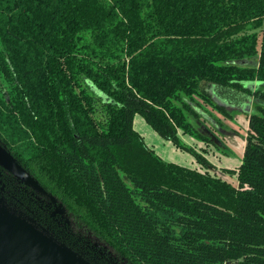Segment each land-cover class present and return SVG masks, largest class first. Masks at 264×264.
<instances>
[{
  "label": "trees",
  "instance_id": "1",
  "mask_svg": "<svg viewBox=\"0 0 264 264\" xmlns=\"http://www.w3.org/2000/svg\"><path fill=\"white\" fill-rule=\"evenodd\" d=\"M255 81L264 0H0V143L48 193L18 178L30 188L15 197L95 264H264ZM215 94L255 101L242 162L227 170L238 185L163 160L134 128L140 114L207 166L180 133L228 153L202 121L199 99L233 117Z\"/></svg>",
  "mask_w": 264,
  "mask_h": 264
},
{
  "label": "water",
  "instance_id": "2",
  "mask_svg": "<svg viewBox=\"0 0 264 264\" xmlns=\"http://www.w3.org/2000/svg\"><path fill=\"white\" fill-rule=\"evenodd\" d=\"M245 62L247 63V60L242 61ZM249 84L256 86L263 85L264 82L255 81ZM0 148L3 151V154H0L2 164L21 180L48 194L10 153L1 145ZM0 205L13 217L19 219L12 221L7 218L9 222L0 214V264H95L6 198L0 199Z\"/></svg>",
  "mask_w": 264,
  "mask_h": 264
},
{
  "label": "crops",
  "instance_id": "3",
  "mask_svg": "<svg viewBox=\"0 0 264 264\" xmlns=\"http://www.w3.org/2000/svg\"><path fill=\"white\" fill-rule=\"evenodd\" d=\"M255 87V86H254ZM216 100L222 104H224L229 110H236L237 112H248L247 115V130L243 129L236 123H233L232 120L225 118L217 109H215L211 104L204 102L202 99L200 101V110L202 115V121L204 122V129L206 133H208L214 140L219 142L220 140L224 142V144L232 148L233 155L237 156L234 158L233 155H229L228 153H223L219 148H217L216 143H206L205 141H187L186 143L192 147H194L203 157L207 159L209 165L205 166L202 163L196 160L197 165L191 166L190 168H196L201 171H209L210 173L217 175L224 180L231 182L234 185H238V182H234V177L237 176V173H229L227 170H237L242 162V158L244 156L245 147H246V135L249 129V115L254 110V98H251L248 102L243 104L242 106H234L222 98H220L217 94L214 95ZM136 117L134 118V128L136 129ZM216 118H219L224 126H221L220 123L216 121ZM238 117V113H237ZM144 118V117H143ZM145 120V119H144ZM146 122V120H145ZM147 123V122H146ZM148 124V123H147ZM151 126L150 124H148ZM226 128L224 129V127ZM152 128V126H151ZM153 129V128H152ZM154 130V129H153ZM155 131V130H154ZM187 134L180 133L181 137L186 138ZM238 137H243V151L239 152L236 147H240L241 143ZM192 160V159H191ZM192 162H194L192 160Z\"/></svg>",
  "mask_w": 264,
  "mask_h": 264
},
{
  "label": "rangeland",
  "instance_id": "4",
  "mask_svg": "<svg viewBox=\"0 0 264 264\" xmlns=\"http://www.w3.org/2000/svg\"><path fill=\"white\" fill-rule=\"evenodd\" d=\"M259 48L261 46V41H262V33L261 31H259ZM258 56L247 60V62L251 65L253 64H257L258 62ZM260 86V85H259ZM262 86V85H261ZM264 105V102H262ZM229 112L232 114V120L233 123L238 124L239 126H241L243 129L247 130V115L248 112L243 111V112H237L236 110H229ZM237 113H238V117H237ZM197 125V124H196ZM198 126V125H197ZM226 128V126L224 127V129ZM136 130L142 135L143 139L145 140L146 144L152 148L163 160L167 161V162H173V163H177L181 166H186V167H191V166H196L198 162H196V157L191 154L190 152L184 151L181 148H178L171 140L164 138L163 136H161L159 133H157L156 131H154L151 126H149L143 116H141L140 114H137L136 117ZM210 136V135H209ZM184 137H181L182 140H184V142L186 139L189 141H199L200 139L187 134ZM241 145L240 147H236L237 150L239 152L243 151V137H238ZM202 141V140H201ZM227 152L229 155H233V151L232 148H230L227 145ZM0 154H3V151L0 148ZM234 158H237V156H234ZM194 162H192V160ZM198 166V165H197ZM234 182H238V176L234 177ZM3 198L5 199L6 197L0 193V199ZM7 199V198H6ZM17 206L18 208H20L21 210L25 211L26 213H28L30 216L34 217L33 215L34 213L30 212L29 210H27L26 208H23V206L21 207L20 205H14ZM55 212L57 214H59L61 217H67L65 210L61 207V206H57ZM0 214L3 215L2 218L5 220L12 219V221H19V219H17L16 217H13L11 214H9L6 209H4L1 205H0ZM63 218V217H62ZM36 219V218H35ZM9 221V220H8ZM10 222V221H9ZM50 229V227H47ZM50 231H52V229H50ZM33 232V230H32ZM54 233V231H52Z\"/></svg>",
  "mask_w": 264,
  "mask_h": 264
},
{
  "label": "flooded vegetation",
  "instance_id": "5",
  "mask_svg": "<svg viewBox=\"0 0 264 264\" xmlns=\"http://www.w3.org/2000/svg\"><path fill=\"white\" fill-rule=\"evenodd\" d=\"M0 145H2L0 143ZM4 145H2L3 147ZM4 148L6 151H9L5 146ZM19 177L15 175L8 167H6L4 164L0 162V193H2L7 200H10L11 202L20 205L23 208H26L30 212L34 213L33 215L37 217V213L34 209H32L29 204H26L22 202L20 197L18 199L16 198L17 192H21V189L29 190L30 187L26 186L25 184H22V182L19 181ZM28 187V189H27ZM16 194V195H15ZM16 196V197H15ZM20 198V199H19ZM39 200L43 199L40 196H37ZM44 200V199H43ZM44 202V201H43ZM42 203V201H41ZM44 214L47 213V210H42ZM42 214V212H41ZM39 219V218H38ZM47 219V217H46Z\"/></svg>",
  "mask_w": 264,
  "mask_h": 264
}]
</instances>
